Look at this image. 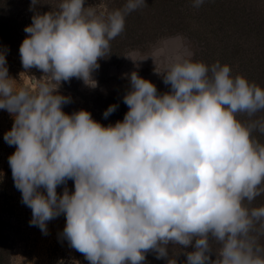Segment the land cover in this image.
Wrapping results in <instances>:
<instances>
[{
	"label": "clouds",
	"instance_id": "1",
	"mask_svg": "<svg viewBox=\"0 0 264 264\" xmlns=\"http://www.w3.org/2000/svg\"><path fill=\"white\" fill-rule=\"evenodd\" d=\"M43 4L31 0L19 48L24 69L43 74L37 87H16L0 52V109L13 117L3 139L15 146L8 163L30 226L47 235L48 222L64 215L63 237L89 264H146L149 252L167 264L181 254L185 264H264L253 235L258 223L264 229V206L248 207L264 192V143L252 135L264 134V117L255 118L264 112V88L189 54L156 71L170 86L163 93L132 71L128 110L115 124L102 125L86 109L66 113L71 98L61 83L77 78L97 88L99 60L146 0H127L106 19L85 0H60L41 13ZM169 246L180 250L170 254Z\"/></svg>",
	"mask_w": 264,
	"mask_h": 264
},
{
	"label": "rangeland",
	"instance_id": "2",
	"mask_svg": "<svg viewBox=\"0 0 264 264\" xmlns=\"http://www.w3.org/2000/svg\"><path fill=\"white\" fill-rule=\"evenodd\" d=\"M42 2L45 4L37 6L38 10L41 9V13L54 10L60 0H42ZM30 4L31 0H14L13 9L18 19L16 32L20 36L19 44L7 46L0 43V52L6 54L8 74L16 79V87L35 88L39 79H43L41 77L43 74L39 69L35 67L28 70L24 69L19 52L20 45L27 35L24 29L29 25L30 13L33 12L30 10ZM239 5L244 10L245 23L246 21L248 23L258 21L262 22L264 26V0H240ZM85 6L94 8L97 15L103 8L102 0H85ZM218 38L223 39L217 34L210 47L213 49L212 51L219 50L218 43L220 40ZM243 41L246 42L247 40L244 39ZM201 43L198 38L194 39L182 33H171L158 36L146 45L129 47L121 53L117 61L106 67L104 73L95 74L93 72V78L98 81L97 88L87 87L80 79L72 80L75 89L66 88L61 84L59 92L71 98V102L64 105V108L73 106L76 111L86 109L102 125L115 124L110 116L105 118L104 112L94 107L90 101L91 95L105 92L118 82L130 87L129 77L132 71H136L141 77L154 83L159 93L166 92L170 86L163 83L162 75H158L156 71L164 72L175 59L187 57L189 54L192 59L195 54L203 57L205 51H203L204 47ZM210 51L209 49L208 54ZM217 61L219 60H215L213 64ZM236 67L237 64L233 68ZM12 124L13 117L6 110L0 109V213L1 231L5 238L6 248L3 264H82L81 260L85 264H89L84 256L70 247L68 241L63 237L62 233L66 224L64 215L48 222L47 235L43 234L38 227L30 226L31 209L22 203L21 193L14 186L8 163V158L14 153L15 146H9L3 139L4 134L11 129ZM259 134L261 133L258 131L253 137H261H257ZM67 187L69 191H74V182L69 180ZM57 192L62 194L63 186H59ZM178 250L180 249L177 246H169L170 254ZM185 260L186 258L179 256L177 264H185ZM157 261L161 264L166 259H157L153 252L146 254V264H156Z\"/></svg>",
	"mask_w": 264,
	"mask_h": 264
},
{
	"label": "trees",
	"instance_id": "3",
	"mask_svg": "<svg viewBox=\"0 0 264 264\" xmlns=\"http://www.w3.org/2000/svg\"><path fill=\"white\" fill-rule=\"evenodd\" d=\"M126 3L127 0H102L103 8L99 15L106 19L108 14L115 10L123 11ZM239 3L240 0H204V3L197 8L193 6V0H146L145 6L125 16L124 31L110 41V55L99 60L100 67L94 72L95 74L104 73L106 67L117 61L121 53L129 47L146 45L161 35L182 33L194 39L198 38L202 42L205 53L203 57L195 54L194 61L211 66L215 60H219L222 65H229L233 76L242 75L248 81L255 82L264 88V26L258 21H250V23L246 21L245 23L244 10ZM13 8L14 0H0V43L7 46L18 45L20 42L19 33L16 32L18 19ZM38 11L41 12V9ZM33 14V12L30 13L29 25ZM217 34L223 39L218 38L220 40L219 50L212 51L210 47ZM244 39L247 41L244 42ZM209 49L211 51L208 54ZM235 64L237 67L233 68ZM72 80L77 81V78L61 84L66 88L75 89ZM129 88L127 84L118 82L105 92L91 95L90 101L96 109L103 112L111 104L118 105L116 111L109 115L115 123L117 120H123L128 110L123 97ZM63 110L71 114L76 111V108L73 106L64 108L63 106ZM260 117H264V112L257 113L255 118ZM238 118L242 121L248 119L246 116ZM257 132L254 131L252 135L256 136ZM258 136L261 137L255 139L264 143V135L259 134ZM260 206H264V192L248 205L249 208ZM1 228L0 213V264H3L6 248ZM256 229L253 235H259V243L264 246V235L260 234L264 232V229H261L259 223ZM213 247H218V245L213 243ZM180 257L186 258L184 255ZM212 258L215 259L214 253ZM81 261L85 264L83 260ZM156 264H159L158 261ZM161 264H167V261Z\"/></svg>",
	"mask_w": 264,
	"mask_h": 264
}]
</instances>
